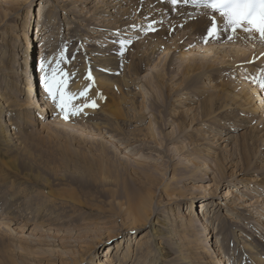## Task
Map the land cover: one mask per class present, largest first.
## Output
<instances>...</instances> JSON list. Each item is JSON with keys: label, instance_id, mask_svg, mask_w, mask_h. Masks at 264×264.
<instances>
[{"label": "rangeland", "instance_id": "obj_1", "mask_svg": "<svg viewBox=\"0 0 264 264\" xmlns=\"http://www.w3.org/2000/svg\"><path fill=\"white\" fill-rule=\"evenodd\" d=\"M25 1L17 2L19 18L11 16L0 26L2 48L15 53L1 56L0 51V109L15 140L12 146L0 138V264L7 258L19 264H74L93 243L103 261L108 246L121 239L135 248L145 236L142 248L151 246L155 229L162 232L164 221L176 223L189 211L197 229L176 228L172 238L158 240L164 264H185L181 258L193 263L203 258L209 264L213 256V264H237L242 252L234 238L244 240L242 229L262 240L257 249L264 258V185L258 184L264 182V54L253 68L244 62L231 68L232 56L217 48L222 42L197 38L156 0H89L91 4L83 2L86 8L81 0H33L35 21L28 27L26 42L23 32L16 30L28 16ZM59 1L77 10L66 11ZM11 2L0 0V7L12 8ZM55 4L59 7L53 10ZM105 8H113L115 14L105 15ZM161 14L167 17L162 20ZM124 18L126 25L139 24L137 35L129 36L133 40L121 45L116 37L128 35L110 30L125 23ZM127 29L121 31L134 32ZM23 43L28 44L33 75L39 77L41 45L46 47L43 61L50 62L45 71L60 61V69L69 74L64 77L66 91L75 96L71 104L81 109L78 114L65 119L50 98L42 115L19 105L27 99L20 94L26 80L22 76L15 84L13 79L24 70L19 65L24 60ZM98 49L113 61L122 54V65L113 64L114 72L97 84L89 78L91 86L86 88L83 82L80 87L72 81L73 72H81L79 65L85 70L82 65L90 63ZM154 74L160 76L159 82ZM37 84L42 93L40 77ZM217 87L222 89L219 95ZM93 101L95 107L85 106ZM115 107L122 110L115 117L119 123L104 117ZM200 139L202 146L197 147ZM195 161L202 162V170L188 178ZM99 162L106 166L104 171L96 169L102 166ZM163 183L168 187L159 188ZM172 187L171 196L167 192ZM126 190L129 198L139 199L150 191L160 200L152 221L140 220L142 228L137 231L126 230L124 224L129 220L120 203ZM241 198L254 204L244 208ZM204 202L209 205L201 222L194 213L203 216ZM120 231L123 234L116 237ZM218 241L221 254L214 252ZM152 253L139 264H151ZM89 260L86 252L77 264H90Z\"/></svg>", "mask_w": 264, "mask_h": 264}, {"label": "bare ground", "instance_id": "obj_2", "mask_svg": "<svg viewBox=\"0 0 264 264\" xmlns=\"http://www.w3.org/2000/svg\"><path fill=\"white\" fill-rule=\"evenodd\" d=\"M19 1L20 0H12V2L10 3L11 7L14 9V11L10 7H8L7 9L0 7V26L6 25L7 21L11 18V16L15 15V17L17 16L19 18V13L21 10L20 9L16 10V8L19 7L18 3H17ZM32 1L33 0H26L25 1L26 3L29 4L28 16L26 17L25 21L22 22V24L17 26V29H16V30L20 29L23 32V35L26 39V42H28L27 38L29 36L27 33L28 27L30 26V24H32L31 22L33 21V19L35 21V16L31 12V8H30V4ZM66 1H72V0H66ZM81 2H82L81 3L82 5L84 3L85 4H91V1H89V0H81ZM156 2L162 8L166 9L167 11H170V16L177 18V20L181 24H183L185 26V28H188L190 30V32L197 35V38L207 39V42H210V43L222 42V45H218L217 48L221 49L220 52H223V53L228 52L230 54V56H232V60L229 62V64H230L229 67L231 66V68H234V67L238 66L237 63L244 62L247 64L248 68H253V66L259 65V63L262 62V61H259V59L260 60L263 59L259 56V54H261V53L264 54V41H261L259 39L258 35L256 37H253V36L249 35L248 33H245L241 29H238L237 32L235 34H233L230 28H226V25L224 23V18L221 17L218 12H213L212 10L206 9L203 7H197L196 5H194L192 3L185 4L183 2V0H180V2L178 4H175V5L172 4L171 0H156ZM59 3H60V1H59ZM85 4L83 5L84 7H85ZM0 5H1V3H0ZM53 6H54L53 10L59 6L65 8V10L67 9L66 11H69V10L76 11L77 10L76 6H72L71 4H65V3L61 4L60 3L59 6H58V4H55ZM42 9L40 10L41 12L43 11ZM105 9H106V11L104 13L105 15H114L115 14V10L113 8H111V10L108 8H105ZM112 10H113V12H111ZM51 11L52 10L49 11L48 17H50ZM146 11H149V10H146ZM95 12H97V11H95ZM117 17H113V20H115V18H117ZM166 17L167 16H164L163 14H161L162 20ZM125 19L126 18H124V20ZM127 21L128 20H125V23L120 21V24L116 29L110 30L112 32L128 35V37H124V38L116 37V39H119V40L121 39L120 41H132L133 39L129 38V36L132 37V36L137 35V33H136L137 31H136L135 27L139 24V22H134V23H131L130 25H126ZM209 21H211V23ZM13 24H16V22ZM166 24L167 23H165V26H166ZM213 24L216 25L217 31L213 36H209L208 31L211 30ZM126 28H128V29L130 28V30H134V32L123 33L121 30H124ZM130 30H128V31H130ZM3 34H5V32H3ZM94 35L92 34V35H90V37L92 38V37H94ZM5 37L6 36H4L3 38H5ZM97 37H99V35ZM44 41H45V38H44ZM4 44H5V42L0 43V51L2 50L4 52V54L1 56H4L5 54L8 56H12L13 54H15V53H13L11 48L9 51H4L6 48V46L4 47V49L2 48ZM27 45L26 44L24 45V43H23V45H20V47H22L21 50H23V52L20 55L23 56L24 60H21L20 62L19 61L18 62H19V65L21 66V69H24V70H21V72H19L15 75L16 79L14 78L13 80H16V81H14L13 83L19 84L21 81V77L24 76L23 81L26 80V85L22 86V89L20 90V94H22L23 96H26L27 99H21L18 103L21 107H26L27 110L31 112V114L33 112H36V114L38 113L39 115H42V114H44L45 110H47L45 107H46V104L49 102L48 101L49 96L47 94L45 87L42 89V93H41V90L39 91L37 79H39V77H40V80H42V76L44 75L43 71L41 70V61L45 57V53H46L45 48L46 47H43V45H41V47L38 48L39 52H40L39 53L40 56L38 59V60H40L39 72H38L39 77H38L37 73H36V75L35 74L33 75V73H32L33 63L31 62V59H29L28 56H26ZM226 46H228L230 48V50H228V48H226ZM243 46H247L248 48L252 47V49L254 51H252L250 53L248 50L244 49ZM119 47H121V46L119 45ZM93 53L94 54L91 55V58H90L91 59L90 63L82 65V66H85V70H82L81 65L78 64L80 66L81 72H78V71L73 72L72 81L76 82V84H79L80 87L82 86L83 82L87 84L86 88L91 86L89 78L93 79L95 81V83L97 84L98 82L103 80V76L109 75L110 73L114 72V71L113 72L111 71L113 64H114V68H115V65H117V64L122 65V59H124L122 54L117 56L115 58V61H113L112 56L107 55V53L100 54V50L99 51L93 50ZM143 58H144V54H143ZM207 62H209V61H207ZM222 63H224V62H222ZM225 64H226V66L224 65V67H227V62H225ZM217 68H220V67H217ZM80 69H79V71H80ZM226 69H228V68H226ZM221 70H223V69H221ZM0 71H3V70H0ZM8 74H6V76H8ZM86 74H87V77H86ZM153 78H155L156 81H158V82L160 80V76L157 74H154ZM105 80H107V77H105ZM218 80H219V78H218ZM42 85H44L43 82H42ZM107 85H109V87L114 86L113 82H108ZM211 85H213V84H211ZM254 91H256L255 88L252 89V93ZM219 92H222V89L220 87H217L215 90V94L219 95ZM96 101H97V103L98 102L100 103L99 99H97ZM0 108H1V98H0ZM37 110L38 111L41 110V112H37ZM117 113L122 115V110L120 108L118 109V107H115V110L110 111V112H106L104 117H110L111 116L110 118H113L116 121V123H119V121L115 118ZM178 115H181L180 112H178ZM104 117H103V120H104ZM124 120H128V119H124ZM4 121H5V119L3 120L2 110L0 109V138L5 137L6 138L5 141H7V140L10 141V143H12L11 145L14 146L13 142L15 140H13V138H11L12 132L9 129H7ZM106 121H108V120H106ZM111 122L113 123V121H111ZM156 124H158V123L156 122ZM121 125H123V124L121 123ZM215 138H216V136L210 140L211 141V147L215 146ZM197 143H198L197 147L202 146L201 139L198 140ZM197 147H196V152L198 150ZM211 151H212V149H211ZM198 152H199V150H198ZM214 157H217V156H214ZM198 163H200V164H198ZM201 163H202L201 161L193 162L194 168L192 169V171H189L190 177H188V178H192L193 174H196L199 170H202L203 165H201ZM13 164H15V161H13ZM217 164H218V160H217ZM99 165H102V163H100ZM96 169H98L99 171H104L106 169V166L102 165ZM93 171H94V169H93ZM173 176H174V174H173ZM258 184L264 185V182L259 181ZM168 185L169 184L165 185L163 183L159 186V188H164V187L167 188ZM248 185H249V183H248ZM204 187H206V185ZM174 190L175 189L172 187L171 190L168 191L167 193H169L171 195L174 192ZM255 191L259 192V190H255ZM125 194H126L125 195V197H126L125 201L121 202L120 206H121V210H124L122 212L126 215L125 217H127L129 222L125 221L124 224L126 223V225H125V226H127L126 230L135 231V229H136V231H137V229L142 228L141 221H143V222L152 221L151 217L157 211L156 205H158L160 203V200H159V198H156L157 193H155V192L153 193L150 191H144L141 194V197L139 199L129 198L128 190H126ZM160 196L161 195H159L158 197H160ZM241 199L244 200V198H241ZM202 204H207V206H205V209L203 210V216H201L200 213H197V214L194 213V215L197 216V219L200 218L199 221H201V219L203 221L207 218V211H208L209 203L204 202ZM253 204H254V202H249L247 200L243 201V207L244 208L249 207ZM190 207H191V210L194 211L192 202L190 203ZM191 213L192 212L189 211L186 214L185 213L182 214L176 223H172V222L167 223V221H164V224L160 226L164 229L162 232H159V231H157V229H155V231L153 233L152 228H150L151 234L153 233L152 237L150 238L152 244H151V246H146L144 249L142 247H143L144 243L146 242V240H145V238H143L145 236H141L140 237L141 242L137 241L135 243V248H133L129 242L125 243L126 241H123L122 239L116 241L112 245H109L108 250H107V252H109V253H107V258L104 259L103 261L98 260L100 255L98 257V254H97L98 249L95 252L96 246L93 245L94 243L91 244L86 249V251L84 250L85 251L84 255L87 252V255H89V259H90L89 260L90 264H130V263L131 264H139V263H141L140 262L141 258L148 255L150 252H153L152 257H151V261H152L151 264H164L161 261V259H162V252L160 251L161 246H158V244L160 243V241L158 242V240L160 239V236L161 237L162 236H169L172 238L174 236V233H175L174 230L176 228H180V227L183 228L184 230L190 229V228L197 229V227L195 225V222H196L195 218L196 217L191 216ZM245 214L249 215L250 213L247 212V213H244V215ZM248 215H246V216H248ZM246 216H245V218H246ZM169 219H170V217H169ZM219 220H221V219H219ZM223 222H225V221H223ZM226 223H227V221H226ZM261 223H262V228H264V223L263 222H261ZM225 225L226 224H224V226H223L224 228H225ZM220 228H222V227H220ZM150 229L148 232H150ZM222 230H223V228H222ZM11 231L14 232L15 229L13 228V229H11ZM231 232H233V230ZM242 232L245 235L244 240H240L239 238H236L235 233H233L235 235L234 236L235 238L234 237L233 238L238 239L237 241H238L239 246H240V250H241L240 252H242V255H240V257L237 259L238 261L235 260L234 262H237V264H241V263L242 264H264L263 255L257 249L258 248L257 242L258 241L261 242L262 240H257V238L254 237V235L247 229H242ZM122 234H123V231H120L119 233H117L116 237H118L119 235H122ZM95 243H97V242H95ZM217 246L219 249H215L214 252L221 254V249L223 248L221 241L217 242L216 247ZM84 255L82 253L77 259H75L76 261L74 260V264H77V262L81 261V259L84 257ZM86 260L87 259H84L83 262H85ZM203 260H204L203 258H200L198 263L195 261H194V263L195 264H205V261H203ZM6 262L7 263H5V264H19L17 261H15L14 258L13 259L7 258ZM181 262H183V263L186 262L187 264H194L193 261H186V258H181ZM207 263L213 264L214 263V256L212 258H210L209 260H207ZM225 263L230 264L228 261H226Z\"/></svg>", "mask_w": 264, "mask_h": 264}, {"label": "snow or ice", "instance_id": "obj_3", "mask_svg": "<svg viewBox=\"0 0 264 264\" xmlns=\"http://www.w3.org/2000/svg\"><path fill=\"white\" fill-rule=\"evenodd\" d=\"M171 2L175 5L180 0H171ZM183 2L218 12L224 18L226 28H230L233 34L241 29L253 37L258 35L259 39L264 41V0H183ZM209 22L211 23V21ZM216 31V25L213 24L208 35L213 36ZM120 43L124 45L130 41H120ZM63 56L62 52L61 58ZM46 63L50 62L41 61V70L44 72L42 82L49 98L64 113L65 119L69 118V114H78L81 109L71 104L72 99L75 98L74 94L66 91L67 80L64 77L69 74L60 69V61L56 62V67L52 68L50 72L45 71ZM261 86L264 87V83ZM79 95H86V90L80 92ZM85 106L95 107L96 105L93 101L91 105Z\"/></svg>", "mask_w": 264, "mask_h": 264}]
</instances>
